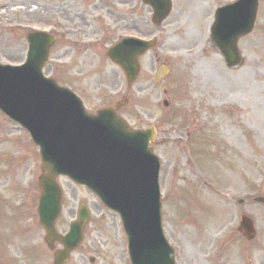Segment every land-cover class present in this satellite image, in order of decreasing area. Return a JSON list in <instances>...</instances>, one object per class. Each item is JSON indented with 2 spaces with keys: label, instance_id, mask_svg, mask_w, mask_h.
I'll list each match as a JSON object with an SVG mask.
<instances>
[{
  "label": "rangeland",
  "instance_id": "rangeland-1",
  "mask_svg": "<svg viewBox=\"0 0 264 264\" xmlns=\"http://www.w3.org/2000/svg\"><path fill=\"white\" fill-rule=\"evenodd\" d=\"M5 1L8 7L0 9L1 62L25 59L26 28L55 27L62 37L51 48L46 75L75 92L90 112L125 98L119 113L130 126L154 127L151 146L162 164V225L177 264H263L264 205L251 197L264 195V0H258L252 32L238 41L243 63L235 68L227 67L208 41L214 9L229 0H175L172 16L160 26L151 22V10L140 0H134L137 12L129 8L133 0L123 5L118 4L123 0ZM98 32L106 33L102 43L73 45L76 37ZM136 33L158 34L159 40L141 58L139 78L128 87L123 72L105 56V47ZM165 62L169 74L153 81ZM16 154L18 169L13 168ZM38 173L37 148L0 114V264L40 260V253L14 241L17 229L38 224ZM58 181L63 190L58 230H67L80 201L91 210L72 263L130 264L119 216L83 186L63 177ZM4 200L21 210L16 222L11 217L1 221L8 214H3ZM242 214L256 225L257 237L249 245L237 231ZM31 235L32 244H41V230H31ZM44 257L38 264L50 263L49 255Z\"/></svg>",
  "mask_w": 264,
  "mask_h": 264
},
{
  "label": "water",
  "instance_id": "water-1",
  "mask_svg": "<svg viewBox=\"0 0 264 264\" xmlns=\"http://www.w3.org/2000/svg\"><path fill=\"white\" fill-rule=\"evenodd\" d=\"M158 1L160 2L157 3L156 17L160 18L167 11V3L165 0ZM251 1L252 19L246 25L242 20L231 21L235 19V12L231 7L226 8L227 14L233 16L229 18L231 22L228 25L224 23L226 13L220 14L218 11V20L213 28L214 42L229 65L237 62L236 38L249 31L252 26L256 0ZM53 39L46 33L29 34L27 63L22 67L0 65V108L10 117L21 120L28 129H32V132L29 129L32 136H41L40 140L37 138V143L43 145L42 142H45L51 153H56V149H59L58 139L61 137L64 140L62 150L59 149L58 152L64 159H56L58 163L55 159L45 156V151L41 147L43 164L48 173L40 176L39 180L42 189L39 215L40 222L47 232L46 239H61L66 252L68 248L78 244L79 229L88 218L87 214L79 211V221L72 225L71 234L64 237L56 234L53 225L60 210V191L54 182V175L65 172L74 178L80 177L79 181L83 182L87 181L89 176L94 182L106 176L108 180L105 184H109L110 189L108 202L111 200L108 205L114 207L126 223L133 263L172 264L170 250L161 233L157 189L159 163L147 147L152 133L130 131L107 109L99 110L97 116L86 115L73 94L66 93L54 84L49 91L41 89V75L34 72H39L46 61L48 47ZM147 48L148 44L145 43L133 44L122 41L110 48L108 55L122 66L127 78L132 81L138 73L136 57ZM45 84L48 88V83ZM72 105L75 113L70 111ZM89 132L93 135L86 137ZM90 138L96 146L86 148L81 155H75L77 145L83 141H90ZM66 159L72 160L71 170L76 176L59 167L58 164ZM258 200L264 201V198ZM242 225L246 227L248 235L250 230L248 218L243 217ZM58 255L59 259L55 264H61L67 257L63 252H59Z\"/></svg>",
  "mask_w": 264,
  "mask_h": 264
}]
</instances>
